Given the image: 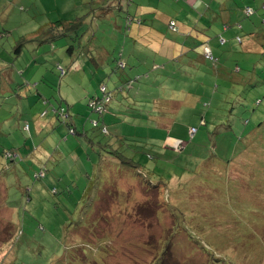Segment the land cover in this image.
Returning <instances> with one entry per match:
<instances>
[{"label":"rangeland","instance_id":"rangeland-1","mask_svg":"<svg viewBox=\"0 0 264 264\" xmlns=\"http://www.w3.org/2000/svg\"><path fill=\"white\" fill-rule=\"evenodd\" d=\"M225 1L220 11V0H0V264H264L263 0ZM105 6L141 8L143 24L132 33L124 12L102 17ZM242 6L256 14L246 18ZM63 20L95 40L81 47L41 30L50 22L62 29ZM171 20L181 33L168 29ZM251 34L259 49L245 53ZM220 36L227 45L215 49ZM162 38L210 41L218 72L205 63L192 95L157 82L167 59L150 53L168 49L145 40ZM84 48L106 49L107 70L86 63ZM153 64L159 69L149 72ZM105 86L108 136L58 128L45 100L75 106L81 134L98 119L87 102ZM116 150L148 171L125 165Z\"/></svg>","mask_w":264,"mask_h":264},{"label":"trees","instance_id":"trees-1","mask_svg":"<svg viewBox=\"0 0 264 264\" xmlns=\"http://www.w3.org/2000/svg\"><path fill=\"white\" fill-rule=\"evenodd\" d=\"M214 1H219V0H214ZM220 1L221 2L219 3V5H220L219 10L224 11V6H225L226 1L225 0H220ZM231 1L233 2V5L235 6L236 3L233 0H231ZM106 2L109 3L108 1H105L103 3H106ZM131 2H132V0H131ZM104 8H108V7L105 6ZM104 8H103V10H105ZM261 8L264 11V0L262 1ZM240 9L242 10L243 15L248 19H251V17H253L256 14L255 9L250 7V6H242ZM108 10L109 11L110 10H117L118 16H120V13L124 12L126 14V27L128 30L130 28H132V26L130 27V25L134 24L135 22L137 24H141V25L143 24L142 20H140V19L135 20V19H137L136 18V12L137 11L140 12L141 8L140 9L138 8V10L133 15L131 14L130 10L124 11L121 6L110 7V8H108ZM223 13H225V12H223ZM65 15H67V14H65ZM229 15H231V14L229 13ZM231 17L230 18L226 17V18L231 19ZM81 18L82 17H78L77 19L80 20ZM64 20L61 21L62 29H61L60 25H56L54 22H50L46 25V27L43 26L41 30L42 31H48L47 33H51L52 40L55 39L56 36H58L59 38H62V37L67 38V37L72 36L71 39L73 40V42L80 44L81 47L84 46L85 40L87 39V35H88L89 31L85 32V33L83 32L82 34H80L81 33L79 31L80 26L78 27V23H75V21L72 20L71 22H68V23H70L71 26L66 27V26H63L67 23V21H64ZM263 24H264V21H263ZM172 25H173V27H172ZM228 28H229V26L224 25L223 31L224 32L227 31ZM241 28L244 29V26H241ZM168 29L173 33L180 32L176 21L171 20L168 23ZM182 34L185 35L187 38L190 37V34H188V33H182ZM251 36L253 37V40L256 41L255 36L253 34H251ZM237 40L241 41L240 38H238ZM86 41L88 42V44H91V41L89 39H87ZM145 41H147L146 46H148L150 43H153V42L148 41L147 39ZM177 41H180V39H177ZM155 42H157V41H155ZM166 42L167 41L162 38V39H160V43L157 42L156 47H157V45L159 47V46H161V44L166 43ZM256 42H258V41H256ZM177 45L181 46V47L179 48ZM177 45H176V47H178L177 50L176 49H171L170 51L168 50L167 57H165L167 59L166 64L168 65V70H166V68H165V70L161 71V73L163 75H160V77L157 78L156 81L159 83L160 82L172 83V85L177 87V88H184L185 87V89H186V88L190 87V85H189L190 81L194 82L193 81L194 80L193 74L197 70H198L197 72L203 73V75L207 74L205 63L210 65V68L212 69V71H214V73L218 72V67L220 65L221 60L219 58V55H217V53L214 52L215 51L214 48L217 49V48H221V47L227 45V41L225 40V38L223 36H220L219 43H216L214 48L211 46L210 41H208V42H200L199 41L197 44H196V42H194L192 45H189L188 41H187L185 43L177 44ZM261 45H263L262 42H261ZM199 47H200V50L198 51ZM73 49H75L74 46H71L68 50V52L71 55H72L71 52ZM15 50L17 52V56H19L21 51H22V47H17V49H15ZM204 50H205V53H204ZM262 51L264 52V46L262 48ZM208 52L211 54V59L207 58V56H206ZM203 53L205 54L204 59H206V60H204V59H203L204 61L198 60L199 57ZM81 54H85V55L82 56ZM150 54L154 58L158 57L156 55L157 51L152 50V53H150ZM80 55L83 57V59H84V57L87 58L86 63H88V64L92 63V65L94 66L95 65L93 63L94 59L100 57L99 56L100 52L95 53V55H94V52H92L91 49L89 50L87 48H84L81 51ZM96 65L98 66V64H96ZM126 66H127V64L124 61H121L119 63V69L120 70H126L127 69ZM237 68H239V67H237ZM155 69H159V66L157 64H153L152 68L149 69V72L154 71ZM180 70H182V71L180 72ZM157 71H155V72H157ZM62 73H65V72H63V70H62ZM105 75H106V73H105ZM142 76H141V78H142ZM141 78H138L136 80H139ZM132 82H133V80L129 81L130 84ZM38 95L40 98H43V95H41V94H38ZM108 97H111L110 98L111 100H108L107 99ZM112 100L113 99H112L111 93L107 92V90H105V87L102 89V95L101 96L100 95H97V96L93 95L88 100L87 108L91 111V113L97 114L98 119H92L91 122H89L91 124L89 128H86L84 126L85 125V122H84L82 125V133L81 134L77 131L76 125L73 121V114L72 113L75 111V106L73 107L72 104H67V106L65 107L62 103H58L56 105H53L52 103L48 102L47 100H45V102H47V104H49V106L52 107V113L57 119L56 122L62 125V127H58V128L67 130L68 135H70V136H74V137L79 136V137L84 139L88 135V131L90 129H92L93 131H98L104 136L109 135L110 132H109L108 126L106 125V116H107L108 110H110V106H111L110 104L112 103ZM93 101L97 102V104L94 107L91 106V103ZM46 114H47V112H43L41 117L45 118ZM54 125L56 128L57 124L55 122H54ZM191 139H193V138L191 137ZM90 142H91L90 145H92V148H94L96 146L95 142H93L92 140ZM107 142L105 145L98 144L97 145L98 148L111 146L110 143L109 142L107 143ZM79 146L83 147V145H81V144H79ZM128 147H130V145H128ZM114 153H116V154H114V157L116 159H123L124 164L129 166L130 168H133L136 170L143 169V170L148 171V168L145 165H143L142 163H136L137 165H135L134 159L136 157L127 158L123 153L119 152L118 150L114 151ZM87 157H89V156H87ZM13 158H14V153H12V152L5 153V159H7V161L9 159H13ZM132 164H134V165H132ZM40 172H41V174H38L36 176L37 179H41V178L44 179L46 177V168H45V170L41 169Z\"/></svg>","mask_w":264,"mask_h":264},{"label":"crops","instance_id":"crops-1","mask_svg":"<svg viewBox=\"0 0 264 264\" xmlns=\"http://www.w3.org/2000/svg\"><path fill=\"white\" fill-rule=\"evenodd\" d=\"M108 7V6H107ZM109 8V7H108ZM108 8H104L106 11H104L102 14H101V16L102 17H108L109 15H111V13H109L110 11L108 10ZM103 10V9H102ZM66 14V13H65ZM64 14V15H65ZM223 14H227V15H223V17L224 18H226V17H228V18H230V15H229V13L228 12H225V13H223ZM131 30L133 29H135V28H130ZM133 30H132V33H133ZM90 33H93L92 31H90ZM86 36V35H85ZM92 36H93V38H90L88 35H87V38L89 37V40L90 41H94L95 40V36L92 34ZM256 41H254L253 40V37L251 36L248 40H247V44L245 45V46H243L242 48H241V50L242 51H244L245 53H248L250 50H258L259 49V45L258 44H256L255 43ZM133 43L135 44V45H138L139 44V42L134 38L133 39ZM138 43V44H137ZM156 42H153V43H150L148 46H146V47H148L150 50H152V48L151 47H156V44H155ZM176 45L177 44H175V43H171V42H169V43H163V44H161V47H162V49H168L169 51L171 50V49H178V47L180 48L181 46H178V47H176ZM157 47H158V45H157ZM156 47V48H157ZM154 51H157V56H160V57H162V58H165V57H167V53L168 52H163L162 50H158V49H155ZM215 52V51H214ZM204 53H205V50H204ZM202 54L200 57H199V59L198 60H200V61H204V60H206V59H204L205 58V54ZM100 57H98V58H96V59H94V66H95V69H96V71H99V69L100 68H105V70H107V67H109L108 66V64H109V61H110V53L106 50V49H101V51H100V55H99ZM204 56V57H203ZM83 58V57H82ZM204 59V60H203ZM82 62V65L81 66H83L84 65V60L83 61H81ZM203 63V62H202ZM86 64V63H85ZM96 64H98V66L96 65ZM193 64V63H192ZM125 65V64H124ZM126 68H128V66H126ZM237 69V71H239V69L238 68H236ZM182 70H180V72H181ZM198 71V70H197ZM195 72L194 74H196L199 78H201V79H203L204 78V75H203V73H199V72ZM140 72H138L137 73V75H136V78H135V80L136 79H138V78H141V76L142 75H140L139 74ZM215 73H217V72H215ZM194 74H193V78H194ZM146 77H149V75H146ZM105 90H107V88H106V86H105ZM186 90L189 92V93H187V94H189V95H192L191 94V91H189L188 90V88H186ZM178 92H181V93H186V92H184L183 91V89L182 88H178ZM186 98H188V99H191V100H193L191 97H186ZM172 100V99H171ZM171 103H175V104H178L179 102H178V100L177 99H175V100H172L171 101ZM162 121V120H161ZM203 121V120H202ZM204 122V121H203ZM205 123V122H204ZM197 130V129H196ZM197 133V132H196ZM195 136V135H194ZM194 136L192 137V138H194ZM181 141H178L176 144H175V146L177 147V148H179L180 146H181V143H180Z\"/></svg>","mask_w":264,"mask_h":264},{"label":"built area","instance_id":"built-area-1","mask_svg":"<svg viewBox=\"0 0 264 264\" xmlns=\"http://www.w3.org/2000/svg\"><path fill=\"white\" fill-rule=\"evenodd\" d=\"M172 27H173V25H172ZM206 56H207V58H210L211 59V54L209 52L207 53ZM96 104H97V102L93 101L91 103V106L94 107ZM196 132H197V130L195 128H191L190 131H189V134H190L191 137H193L196 134Z\"/></svg>","mask_w":264,"mask_h":264}]
</instances>
